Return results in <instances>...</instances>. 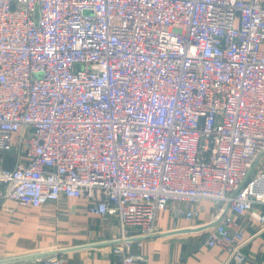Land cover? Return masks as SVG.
Returning a JSON list of instances; mask_svg holds the SVG:
<instances>
[{
	"label": "built area",
	"instance_id": "2783aa9c",
	"mask_svg": "<svg viewBox=\"0 0 264 264\" xmlns=\"http://www.w3.org/2000/svg\"><path fill=\"white\" fill-rule=\"evenodd\" d=\"M0 209L63 197L119 220V264L161 213L250 258L264 224V0H0ZM61 264V257L40 258Z\"/></svg>",
	"mask_w": 264,
	"mask_h": 264
},
{
	"label": "crops",
	"instance_id": "0c3cea01",
	"mask_svg": "<svg viewBox=\"0 0 264 264\" xmlns=\"http://www.w3.org/2000/svg\"><path fill=\"white\" fill-rule=\"evenodd\" d=\"M10 155L0 164L13 166ZM198 219L161 213L153 236L134 243L132 252L145 254L153 264H223L229 254L206 243L205 223L217 220L215 203L205 201ZM246 229L244 264H264V224L248 214L239 217ZM119 220L89 211L85 199L63 197L40 207L19 204L13 211L0 209V264H43L42 257H61V264H119L113 254ZM50 254L22 258L27 254Z\"/></svg>",
	"mask_w": 264,
	"mask_h": 264
},
{
	"label": "water",
	"instance_id": "95a60500",
	"mask_svg": "<svg viewBox=\"0 0 264 264\" xmlns=\"http://www.w3.org/2000/svg\"><path fill=\"white\" fill-rule=\"evenodd\" d=\"M46 255H50V254H41V253H38V254H27V255L22 256V258H35V257L46 256Z\"/></svg>",
	"mask_w": 264,
	"mask_h": 264
}]
</instances>
